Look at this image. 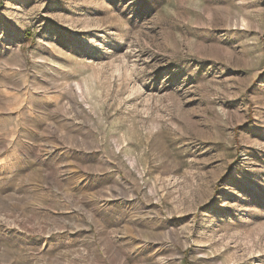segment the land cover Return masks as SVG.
I'll return each instance as SVG.
<instances>
[{
	"label": "rangeland",
	"instance_id": "obj_1",
	"mask_svg": "<svg viewBox=\"0 0 264 264\" xmlns=\"http://www.w3.org/2000/svg\"><path fill=\"white\" fill-rule=\"evenodd\" d=\"M0 264H264V0H0Z\"/></svg>",
	"mask_w": 264,
	"mask_h": 264
}]
</instances>
